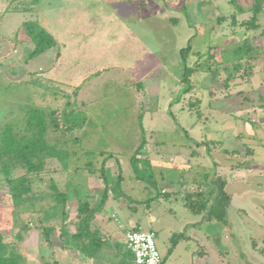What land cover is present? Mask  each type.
<instances>
[{
	"label": "rangeland",
	"instance_id": "1",
	"mask_svg": "<svg viewBox=\"0 0 264 264\" xmlns=\"http://www.w3.org/2000/svg\"><path fill=\"white\" fill-rule=\"evenodd\" d=\"M238 2L242 11L231 0H0V130L23 119L22 105L86 112L82 128L57 133L76 152L69 169L50 160L33 192L53 190L54 181L96 205L105 183L81 167L88 160L100 167L112 153L106 163L112 192L93 226L105 241L106 264L118 261L119 239L134 223L155 233L162 264H264V9L250 29L243 22L253 15L251 3ZM28 21L46 27L56 46L29 57ZM248 41L261 53L235 69L232 50ZM188 45L192 88L181 92V49ZM57 134L50 129L49 139ZM142 143L146 159L135 166ZM119 173L126 199L113 190ZM218 177L230 196L224 216L186 206L187 194L197 202ZM8 189L0 172L1 231L12 240L24 222L30 227L26 245L13 247L27 255L22 263H32V255L39 264H69L61 251L76 252L75 197L69 218L51 221L48 243L36 228L41 213L33 211L45 203L14 208ZM126 254L124 260L133 258Z\"/></svg>",
	"mask_w": 264,
	"mask_h": 264
},
{
	"label": "trees",
	"instance_id": "2",
	"mask_svg": "<svg viewBox=\"0 0 264 264\" xmlns=\"http://www.w3.org/2000/svg\"><path fill=\"white\" fill-rule=\"evenodd\" d=\"M250 7L253 11V15L250 19H246L243 25H246L250 29L257 27V20L259 14L264 9V0H250ZM242 11L241 6H238ZM23 29L33 43L34 47L28 51V56L33 57L41 54L46 50H49L56 46L57 41L53 34L38 21H28L23 24ZM190 49L184 48L182 50L183 62L186 65L187 55ZM235 54V59L238 60L236 68L241 66L242 58L255 57V53L258 52L253 45H250L249 41L244 42L241 45L235 47L232 50ZM256 58V57H255ZM193 69L186 65L182 77V82L185 87L181 90L186 92L192 88L190 76ZM229 78L225 80L228 84ZM263 89H261L262 91ZM264 91V90H263ZM260 99L264 101L263 92L260 93ZM25 107V108H24ZM25 109L23 119L20 120H8L6 125L0 130V172L3 174L4 179L9 186L8 196L10 205L14 208L19 206L32 205L33 203H45L38 210L34 212H40L39 220L41 224L36 225L37 232L41 238L48 243H51V235L55 230V225L51 223L52 220H61L64 223L69 218L67 211L68 202L71 197H75L77 202L76 208V231L71 234L74 242H76L82 252L88 256H94L102 250V246L105 241L101 238L98 230L93 229L95 224L96 214H101L104 210L105 203L109 198V191L111 190V180L108 177L107 160L112 157V153H108L104 156L100 167L96 166L93 160H88L81 167L88 170L90 173H100V177L105 183V189L101 201L93 205L88 198V195L84 198L75 196L77 192H69L68 190H62L58 187L57 183L52 181L51 191H44L41 194L33 192L34 180H42L44 174L49 172L50 160H57L62 166V170H68L71 165V157L75 156V151L68 149V141L59 139L58 132L67 133L78 127L82 128L87 122V114L85 111L76 110L74 108L58 110L57 108L47 111L44 108L36 104L22 105ZM52 129L57 134V138H54L52 142L49 139L48 133ZM63 136V135H62ZM73 140L79 142V137H75ZM145 143H142L136 151V154L132 157V162L137 166L138 159H146V156L140 155V150L144 148ZM232 146V152L239 153L240 150ZM95 151L87 150L85 154L87 156L95 155ZM22 170V173L15 176L16 171ZM53 171H58L57 168ZM119 171H121L119 167ZM210 177V175H207ZM225 181L218 177L212 182V189L209 192L198 193L196 196L200 199H192V194H187L186 206L197 213H203L208 210V207L212 204V199L215 197V203L211 206L210 215L217 217L218 219L224 216L226 213L227 204L229 203L230 196L224 189ZM116 197L125 198V193L121 188V173L118 175V180L113 186ZM76 191V190H74ZM219 194L217 195V192ZM44 196V197H43ZM49 221V222H48ZM33 222V220H32ZM63 227V226H62ZM30 229L29 223L24 222L21 227L16 229L15 239L8 240L7 236L0 229V264H23L22 259L27 255L16 254L13 251V247L17 244L26 245L28 237L27 231ZM133 229H140L138 227ZM28 249V248H27ZM32 254V252H30ZM30 264L35 263L33 256H30Z\"/></svg>",
	"mask_w": 264,
	"mask_h": 264
},
{
	"label": "built area",
	"instance_id": "3",
	"mask_svg": "<svg viewBox=\"0 0 264 264\" xmlns=\"http://www.w3.org/2000/svg\"><path fill=\"white\" fill-rule=\"evenodd\" d=\"M126 245L133 254V264H162L163 262L153 231L128 230Z\"/></svg>",
	"mask_w": 264,
	"mask_h": 264
},
{
	"label": "crops",
	"instance_id": "4",
	"mask_svg": "<svg viewBox=\"0 0 264 264\" xmlns=\"http://www.w3.org/2000/svg\"><path fill=\"white\" fill-rule=\"evenodd\" d=\"M76 200V199H74ZM115 216V213L114 215ZM133 226H138V228H141V224L140 223H134ZM35 235H37V232L34 233ZM119 243L117 244L118 246V256H119V259L118 261L115 262V264H133V258L130 257V259H128V261L124 260V257L127 256L126 252H128V249H127V245H126V236L122 239H119ZM33 246L35 249L38 250V247H37V242L36 243H33ZM74 251L75 254L73 255H69V254H65V251H61L63 255V257L65 256V261H67L69 264H106L105 261V256H104V253L103 252H99L97 253L96 255L94 256H88L86 255L84 252H82L78 246V244L76 242H74ZM39 253V251H37ZM117 255V254H116ZM194 257V256H192ZM34 258V257H33ZM35 263H38L36 262V260H34ZM125 261V263H124Z\"/></svg>",
	"mask_w": 264,
	"mask_h": 264
},
{
	"label": "water",
	"instance_id": "5",
	"mask_svg": "<svg viewBox=\"0 0 264 264\" xmlns=\"http://www.w3.org/2000/svg\"><path fill=\"white\" fill-rule=\"evenodd\" d=\"M184 48H186V49H190V46L188 45L187 47H184ZM184 48L181 49V53H182V50H183ZM185 68H186V65H185ZM218 194H219V191L217 192V195H218ZM214 203H215V197L213 198V201H212V204H214ZM212 204L209 206L208 212L211 211V206H212Z\"/></svg>",
	"mask_w": 264,
	"mask_h": 264
},
{
	"label": "flooded vegetation",
	"instance_id": "6",
	"mask_svg": "<svg viewBox=\"0 0 264 264\" xmlns=\"http://www.w3.org/2000/svg\"><path fill=\"white\" fill-rule=\"evenodd\" d=\"M247 1V0H246ZM250 0H248V2H249ZM231 2H232V4H235L236 6H240L239 5V2H238V0H231ZM250 4V3H249ZM239 8V7H238ZM243 59V58H242ZM262 89V88H261ZM261 89H259V95H260V93L263 91H261ZM263 116H264V113H263ZM238 149V148H237Z\"/></svg>",
	"mask_w": 264,
	"mask_h": 264
}]
</instances>
